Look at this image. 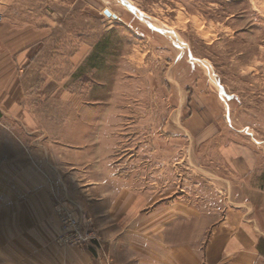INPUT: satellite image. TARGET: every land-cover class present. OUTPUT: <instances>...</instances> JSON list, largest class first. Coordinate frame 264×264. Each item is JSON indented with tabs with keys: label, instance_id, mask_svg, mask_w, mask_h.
Instances as JSON below:
<instances>
[{
	"label": "rangeland",
	"instance_id": "1",
	"mask_svg": "<svg viewBox=\"0 0 264 264\" xmlns=\"http://www.w3.org/2000/svg\"><path fill=\"white\" fill-rule=\"evenodd\" d=\"M13 14L55 27L49 66L63 91L101 112L102 167L59 151L72 197L96 189L92 204L106 186L156 193V214L125 217L129 227H148L154 215L158 227L245 224L264 255V0H18ZM114 178L122 182L107 184ZM123 215L114 209L105 221ZM114 235L99 231L93 242Z\"/></svg>",
	"mask_w": 264,
	"mask_h": 264
},
{
	"label": "crops",
	"instance_id": "2",
	"mask_svg": "<svg viewBox=\"0 0 264 264\" xmlns=\"http://www.w3.org/2000/svg\"><path fill=\"white\" fill-rule=\"evenodd\" d=\"M17 1L5 0V19L0 23V264H107L109 260L113 264H264L253 229L245 224L158 227L154 215L148 227L133 223L129 227L125 217H139L146 208L150 216L156 214V193L126 189L112 193L106 186L92 204L89 196L96 189H83L78 199L71 196L66 184L73 175L60 172L59 151L74 159L83 155L79 161L84 169L102 167L108 153L103 154L101 144V112L96 103L62 90L47 58L55 53L47 47L57 34L55 27L34 28L24 20L15 21ZM46 22L53 24L47 18ZM93 145H98L97 154ZM76 161H68L65 168L72 169ZM114 209L116 215L122 209L124 217L109 226L105 216ZM61 210L78 219L82 234L116 235L106 246L93 239L85 246L62 243ZM87 213L98 227L93 220L90 227L84 226L81 219ZM130 231L150 235L143 239L133 235L129 240Z\"/></svg>",
	"mask_w": 264,
	"mask_h": 264
},
{
	"label": "built area",
	"instance_id": "3",
	"mask_svg": "<svg viewBox=\"0 0 264 264\" xmlns=\"http://www.w3.org/2000/svg\"><path fill=\"white\" fill-rule=\"evenodd\" d=\"M61 222L65 235L59 238V241L71 245H82L87 240H92L90 234H82L80 231V223L73 217V215L67 211L61 210ZM107 264H113L112 261H107Z\"/></svg>",
	"mask_w": 264,
	"mask_h": 264
},
{
	"label": "water",
	"instance_id": "4",
	"mask_svg": "<svg viewBox=\"0 0 264 264\" xmlns=\"http://www.w3.org/2000/svg\"><path fill=\"white\" fill-rule=\"evenodd\" d=\"M106 14H107L108 16H112V15L110 14V12H108V11L106 12Z\"/></svg>",
	"mask_w": 264,
	"mask_h": 264
}]
</instances>
